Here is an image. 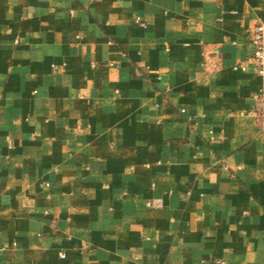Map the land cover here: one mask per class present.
Here are the masks:
<instances>
[{"label": "crops", "instance_id": "1", "mask_svg": "<svg viewBox=\"0 0 264 264\" xmlns=\"http://www.w3.org/2000/svg\"><path fill=\"white\" fill-rule=\"evenodd\" d=\"M262 20L264 0H0V264H264Z\"/></svg>", "mask_w": 264, "mask_h": 264}, {"label": "built area", "instance_id": "2", "mask_svg": "<svg viewBox=\"0 0 264 264\" xmlns=\"http://www.w3.org/2000/svg\"><path fill=\"white\" fill-rule=\"evenodd\" d=\"M250 43L253 48L252 61L256 67L257 77L260 82L259 90L252 97L255 110L252 114L261 119V127L264 133V20L259 21L252 29ZM244 70V68H241ZM60 259H65L63 253L59 254Z\"/></svg>", "mask_w": 264, "mask_h": 264}]
</instances>
